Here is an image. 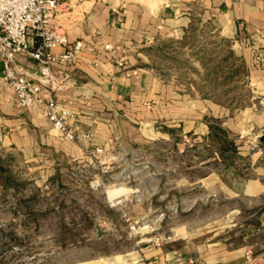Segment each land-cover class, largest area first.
I'll return each instance as SVG.
<instances>
[{
    "label": "rangeland",
    "instance_id": "rangeland-1",
    "mask_svg": "<svg viewBox=\"0 0 264 264\" xmlns=\"http://www.w3.org/2000/svg\"><path fill=\"white\" fill-rule=\"evenodd\" d=\"M250 45L192 15L144 52L145 66L187 96V115L202 108L207 128L225 129L234 150L208 131H172L110 164L86 154L54 173L0 157V264H96L155 235L264 252V82L255 77L264 46Z\"/></svg>",
    "mask_w": 264,
    "mask_h": 264
},
{
    "label": "crops",
    "instance_id": "crops-1",
    "mask_svg": "<svg viewBox=\"0 0 264 264\" xmlns=\"http://www.w3.org/2000/svg\"><path fill=\"white\" fill-rule=\"evenodd\" d=\"M192 15L210 20L226 35L252 42L250 47L264 46V0H125L118 11H112L107 0H63L54 20L70 42L80 39L84 47L72 64L54 66L66 73L56 98L71 110L69 120L77 130L91 137L61 139L39 105L19 107L13 91L0 86V157L16 154L34 162L40 172L54 173L65 162L86 161V147H102L99 162L110 164L121 157V150L157 135L206 134L202 108L188 116L187 106L181 104L187 96L177 92L172 82L163 83L144 64L145 50L165 32H179ZM119 58L124 59L121 65L116 63ZM15 64L36 80L34 59L19 54ZM255 77L264 82V67L255 70ZM40 93L49 96L46 89ZM245 252L186 234L96 264H264V252L249 257Z\"/></svg>",
    "mask_w": 264,
    "mask_h": 264
},
{
    "label": "built area",
    "instance_id": "built-area-1",
    "mask_svg": "<svg viewBox=\"0 0 264 264\" xmlns=\"http://www.w3.org/2000/svg\"><path fill=\"white\" fill-rule=\"evenodd\" d=\"M107 1H111L112 11L125 6V0ZM62 2L63 0H0V61L3 67L0 86H7L13 91L19 107L39 105L43 116L61 139L76 141L90 138L91 134L78 131L69 120L71 110L57 100L56 92L63 86L66 73L54 69V66L72 64L84 43L80 39L70 42L66 31L54 20L53 13ZM56 48L60 50L56 51ZM104 48L108 49L109 45L105 44ZM19 54L28 55L37 62L36 80L29 78L16 66L15 60ZM123 62V58L116 60L118 65ZM42 89L48 91V97L41 95ZM102 152L103 148L99 146L85 148V153L90 158H95ZM149 240L153 245L160 246L164 238L155 235ZM247 256L249 257L248 254Z\"/></svg>",
    "mask_w": 264,
    "mask_h": 264
},
{
    "label": "trees",
    "instance_id": "trees-1",
    "mask_svg": "<svg viewBox=\"0 0 264 264\" xmlns=\"http://www.w3.org/2000/svg\"><path fill=\"white\" fill-rule=\"evenodd\" d=\"M208 132L211 133L214 136V138L219 139L222 143H224L222 148H224L225 150L227 149L234 150L235 143L233 140H230L225 136V132H226L225 129L220 128V126H218L217 124L216 125L214 124V126L213 124L212 125L209 124Z\"/></svg>",
    "mask_w": 264,
    "mask_h": 264
},
{
    "label": "water",
    "instance_id": "water-1",
    "mask_svg": "<svg viewBox=\"0 0 264 264\" xmlns=\"http://www.w3.org/2000/svg\"><path fill=\"white\" fill-rule=\"evenodd\" d=\"M259 140L262 144H264V133L259 136Z\"/></svg>",
    "mask_w": 264,
    "mask_h": 264
}]
</instances>
